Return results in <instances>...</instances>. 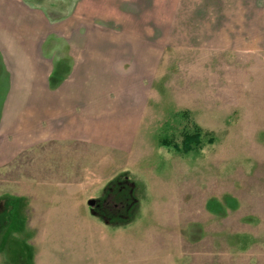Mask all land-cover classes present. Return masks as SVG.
I'll return each mask as SVG.
<instances>
[{
  "label": "rangeland",
  "instance_id": "obj_1",
  "mask_svg": "<svg viewBox=\"0 0 264 264\" xmlns=\"http://www.w3.org/2000/svg\"><path fill=\"white\" fill-rule=\"evenodd\" d=\"M77 9L76 43L91 29L85 43L155 57L137 130L0 158V264H264V0ZM196 128L199 145L173 147Z\"/></svg>",
  "mask_w": 264,
  "mask_h": 264
},
{
  "label": "crops",
  "instance_id": "obj_2",
  "mask_svg": "<svg viewBox=\"0 0 264 264\" xmlns=\"http://www.w3.org/2000/svg\"><path fill=\"white\" fill-rule=\"evenodd\" d=\"M77 4L0 0V158L33 142H91L93 130L112 134L123 147L132 142L138 126L134 107L155 57L139 44L85 43L91 29L76 43V19L83 12ZM54 36L67 43H49ZM110 115L119 116L120 124L108 127L103 116ZM93 117L99 119L94 128Z\"/></svg>",
  "mask_w": 264,
  "mask_h": 264
},
{
  "label": "trees",
  "instance_id": "obj_3",
  "mask_svg": "<svg viewBox=\"0 0 264 264\" xmlns=\"http://www.w3.org/2000/svg\"><path fill=\"white\" fill-rule=\"evenodd\" d=\"M201 141V132L198 128L195 129L193 132H187L184 134V137L181 141V147H178L177 144H173L175 149H181L183 152H187L192 149V144L195 146L199 145ZM165 144H169L168 141L163 140ZM13 210V208L11 209Z\"/></svg>",
  "mask_w": 264,
  "mask_h": 264
},
{
  "label": "water",
  "instance_id": "obj_4",
  "mask_svg": "<svg viewBox=\"0 0 264 264\" xmlns=\"http://www.w3.org/2000/svg\"><path fill=\"white\" fill-rule=\"evenodd\" d=\"M88 202L91 204L93 202V200H89Z\"/></svg>",
  "mask_w": 264,
  "mask_h": 264
}]
</instances>
